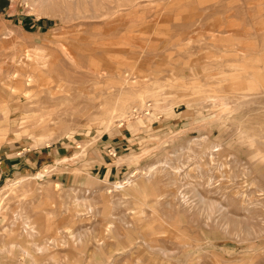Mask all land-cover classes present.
I'll return each mask as SVG.
<instances>
[{"label": "rangeland", "instance_id": "374dc122", "mask_svg": "<svg viewBox=\"0 0 264 264\" xmlns=\"http://www.w3.org/2000/svg\"><path fill=\"white\" fill-rule=\"evenodd\" d=\"M0 264H264V0H0Z\"/></svg>", "mask_w": 264, "mask_h": 264}, {"label": "bare ground", "instance_id": "6f19581e", "mask_svg": "<svg viewBox=\"0 0 264 264\" xmlns=\"http://www.w3.org/2000/svg\"><path fill=\"white\" fill-rule=\"evenodd\" d=\"M203 204V203H202Z\"/></svg>", "mask_w": 264, "mask_h": 264}]
</instances>
